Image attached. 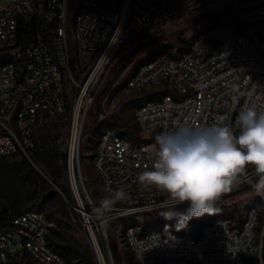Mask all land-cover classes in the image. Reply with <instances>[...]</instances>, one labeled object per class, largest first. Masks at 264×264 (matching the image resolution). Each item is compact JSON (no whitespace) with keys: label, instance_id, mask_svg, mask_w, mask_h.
<instances>
[{"label":"built area","instance_id":"2783aa9c","mask_svg":"<svg viewBox=\"0 0 264 264\" xmlns=\"http://www.w3.org/2000/svg\"><path fill=\"white\" fill-rule=\"evenodd\" d=\"M4 1L7 6L0 7V160L28 158L34 153L38 130L54 120H66L69 134L61 152L75 211L97 264H115L109 239L115 222L152 215L167 209L166 202L172 203L166 192L139 182L141 173L152 170L155 137L179 124L206 126L221 117L238 134L241 110L252 105L264 110V2L243 9L241 33L224 36L213 47L197 36L183 52L157 53L115 83L105 99L111 107L139 90L167 93L135 105L140 143L112 126L98 134L91 160L104 199L95 202L85 184L82 139L117 56L166 26L233 0H78L71 28L70 0ZM253 175L248 167L229 192L244 184L254 189ZM105 199L110 203L102 206ZM263 222L260 207L252 205L242 220L219 217L198 238L173 228L140 235L138 228L126 225L117 243L131 264H264ZM53 227L38 211L1 224L0 264H10L24 253L36 264H67L49 244ZM17 247L23 250L14 253Z\"/></svg>","mask_w":264,"mask_h":264},{"label":"rangeland","instance_id":"374dc122","mask_svg":"<svg viewBox=\"0 0 264 264\" xmlns=\"http://www.w3.org/2000/svg\"><path fill=\"white\" fill-rule=\"evenodd\" d=\"M77 2L78 0H70V28L77 9ZM263 2L264 0H233L229 4L220 6L213 11L177 21L154 33L148 41L142 45L120 53L114 61L112 68L120 63V68L127 65V68L119 77V81L125 80L134 72L137 65L141 62L160 52H167L170 54L183 52L197 36H203L206 46L213 47L224 36L241 33V13L243 9L250 6H257ZM6 6L7 2L0 0V7L5 8ZM110 81L111 77L109 75L89 114L82 139L85 184L90 196L95 202L104 199L91 160L92 153L98 144V134L102 129L112 126L121 132L128 133L127 137L140 143L143 138L134 121L133 112L135 105L137 102H141L145 99L153 100L162 93H167V91L163 92L156 89L139 90L131 93L116 107L109 106L106 100H104L102 103L103 113L96 121L93 117L96 113V102L105 91ZM68 134L69 123L66 120H54L38 130L36 133V140L40 136H47L49 137L50 145L57 147L59 151H61V144L63 140L68 137ZM24 159H28L31 164L33 163L32 168H29L24 162ZM62 165L64 166L62 169L65 170L61 173L62 176L59 175L58 181L64 184V179L68 180L66 158L65 163L63 162ZM0 169H3L0 177V204L4 203L9 207L8 215L16 214L15 210L24 212L38 211L45 214L61 235L60 239L51 232L50 237L54 242L76 248L97 262L88 242L82 218L75 211L73 197L71 196L68 198L60 192V188L53 180L51 171L35 160L34 153L29 154L28 158L27 156L17 155L9 159L1 160ZM256 179L257 178L253 175L252 180L256 181ZM48 187L55 189L58 194L55 195L49 203L41 207L42 200L49 194L50 190ZM220 197H224V200L227 202L224 205L230 206L229 204H231V206H234L235 219L242 220L245 217L247 209L252 205H258L260 207L261 216L264 217L263 195L257 193L255 189L250 188L247 184H244L243 187L234 192L226 193ZM176 207L178 211L182 212L185 211L188 206ZM168 210L167 208L152 215H139L131 217L126 221L120 220L115 222L110 229V236L112 241L118 246L120 264H131L125 251L117 243L121 228L126 225L135 226L140 230V235L162 229L174 228L175 226H173L169 220H160L163 213ZM262 225H264V222ZM22 250L21 247H17L13 252L17 253ZM26 260L31 261L32 264H36L30 256Z\"/></svg>","mask_w":264,"mask_h":264},{"label":"clouds","instance_id":"9594fccd","mask_svg":"<svg viewBox=\"0 0 264 264\" xmlns=\"http://www.w3.org/2000/svg\"><path fill=\"white\" fill-rule=\"evenodd\" d=\"M223 121L221 117L206 126L179 124L155 137L152 170L141 173L139 182L168 194L172 203L166 202L165 219L186 223L212 215L215 201L239 184L248 167L257 178L253 188L264 194V110L255 105L241 110L238 134ZM109 203L105 199L102 206ZM184 203L187 209L178 211L176 206Z\"/></svg>","mask_w":264,"mask_h":264},{"label":"trees","instance_id":"16d2710c","mask_svg":"<svg viewBox=\"0 0 264 264\" xmlns=\"http://www.w3.org/2000/svg\"><path fill=\"white\" fill-rule=\"evenodd\" d=\"M71 22V17H70ZM121 63L116 65L114 68L110 71V77L111 81L109 82L107 88L102 93V95L99 97V99L96 102V113L93 116L94 119L97 121L99 117L102 115V103L106 99L108 93L112 89V87L115 85V83L119 80V77L124 72V70L127 68V65H124L122 68H120ZM123 135L127 136L128 133L121 132ZM35 160L38 163H41L43 166L48 168L51 171V174L53 176V180L56 183V185L60 188V192L63 193L68 198L71 197V191L69 187V183L67 179L65 180L64 184L59 183L58 178L61 173L64 172L65 169H62L64 166L62 163H65V156L62 154L61 151L57 147H54L50 145L49 137L47 136H40L36 140L35 145ZM1 161V160H0ZM24 162L29 166V168H32V164L29 162L28 159H24ZM2 170L0 169V177L2 175ZM31 170V169H29ZM62 176V175H61ZM49 188V194L46 195V197L42 200L41 207L45 206L55 195L58 194V192L53 189L52 187ZM224 200V197H219L215 203L213 204V208L215 209L214 213L212 215L204 214L200 217H193L192 219L188 220L186 223L181 222L177 219H165L164 216L160 217V220H169V222L175 226L173 229L178 232H189L195 237H200L202 234L203 229L214 222L219 217H230L234 218L235 209L234 206H227L223 205L222 202ZM8 206L4 203L0 204V225L12 218L13 216H17L20 214L25 213L24 211L15 210L16 214L14 215H8ZM184 212V211H182ZM261 222H263V216H261ZM51 232L61 239L60 233L55 229L54 227L51 229ZM109 239L111 243V250L112 255L115 264H120L119 254H118V246L115 242L112 241V238L110 236V230H109ZM49 244L52 248H54L55 251H57L67 262V264H97L92 258L88 257L85 253L80 252L78 249L70 247L68 245H61L56 242H54L51 237L49 236ZM29 253H24L22 256H15L12 258L10 264H32L31 261L26 260L29 257ZM31 257V256H30ZM32 258V257H31Z\"/></svg>","mask_w":264,"mask_h":264},{"label":"bare ground","instance_id":"6f19581e","mask_svg":"<svg viewBox=\"0 0 264 264\" xmlns=\"http://www.w3.org/2000/svg\"><path fill=\"white\" fill-rule=\"evenodd\" d=\"M77 140H78V138L76 139V143H77Z\"/></svg>","mask_w":264,"mask_h":264}]
</instances>
